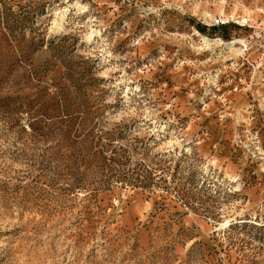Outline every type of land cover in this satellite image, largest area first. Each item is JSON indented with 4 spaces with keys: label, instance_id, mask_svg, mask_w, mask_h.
Masks as SVG:
<instances>
[{
    "label": "rangeland",
    "instance_id": "rangeland-1",
    "mask_svg": "<svg viewBox=\"0 0 264 264\" xmlns=\"http://www.w3.org/2000/svg\"><path fill=\"white\" fill-rule=\"evenodd\" d=\"M0 264H264V0H0Z\"/></svg>",
    "mask_w": 264,
    "mask_h": 264
}]
</instances>
